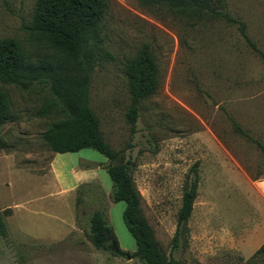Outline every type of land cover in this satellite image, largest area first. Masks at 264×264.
<instances>
[{"label":"rangeland","instance_id":"rangeland-1","mask_svg":"<svg viewBox=\"0 0 264 264\" xmlns=\"http://www.w3.org/2000/svg\"><path fill=\"white\" fill-rule=\"evenodd\" d=\"M226 2L264 52V0ZM35 3L0 0V39H17L32 52L25 26ZM103 36L110 57L92 74L90 107L104 141L121 162L130 161L142 216L164 255L177 264H257L250 259L264 243V199L252 181L264 179V155L234 123L264 145V64L235 26L216 19L190 24L139 0H108ZM144 45L158 66L159 86L132 124L125 66ZM0 90L14 118L0 127V264H143L132 257L125 203L112 201L109 160L90 148L50 150L44 135L58 119L38 114L51 99L47 86L23 91L0 83ZM194 167L199 184L189 234L173 248ZM96 211L131 259L90 243Z\"/></svg>","mask_w":264,"mask_h":264},{"label":"trees","instance_id":"trees-1","mask_svg":"<svg viewBox=\"0 0 264 264\" xmlns=\"http://www.w3.org/2000/svg\"><path fill=\"white\" fill-rule=\"evenodd\" d=\"M143 7L159 8L190 24L210 19L235 26L246 45L264 64V52L249 37L244 22L233 17L226 0H139ZM108 0H36L31 22L25 26L26 41L32 52L17 39H0V83L28 91L34 84L45 85L51 99L39 111L40 116L55 113L57 121L44 139L56 154L93 149L109 160L106 171L113 183L112 201L124 202V224L136 242L132 257L143 264H177L168 259L141 212L140 194L134 186L130 161L121 162L120 153L104 141L98 118L90 107L91 77L95 67L110 57L103 48V19ZM131 103L128 118L135 123L139 105L152 97L159 86V71L147 45L142 46L125 66ZM8 94L0 90V127L14 121ZM235 129L254 141L264 155V145L252 139L238 124ZM0 141V150H1ZM188 176L177 215L173 248L184 243L189 234V219L198 194L199 174L196 167ZM4 222L0 218V230ZM89 241L95 249L108 247L114 255L119 241L99 211L90 218ZM250 261L264 263V243Z\"/></svg>","mask_w":264,"mask_h":264},{"label":"crops","instance_id":"crops-1","mask_svg":"<svg viewBox=\"0 0 264 264\" xmlns=\"http://www.w3.org/2000/svg\"><path fill=\"white\" fill-rule=\"evenodd\" d=\"M67 156H64V158H66ZM56 164V161H55ZM56 166V165H55ZM57 167V166H56ZM65 178V189L66 191L68 189H71V186L69 184H67V174L63 175ZM252 185L255 187L256 191L258 192V194L261 196L262 199H264V179H257L252 181Z\"/></svg>","mask_w":264,"mask_h":264},{"label":"water","instance_id":"water-1","mask_svg":"<svg viewBox=\"0 0 264 264\" xmlns=\"http://www.w3.org/2000/svg\"><path fill=\"white\" fill-rule=\"evenodd\" d=\"M116 253L118 255L126 257L127 259H131V254L129 252L119 250V251H116Z\"/></svg>","mask_w":264,"mask_h":264}]
</instances>
